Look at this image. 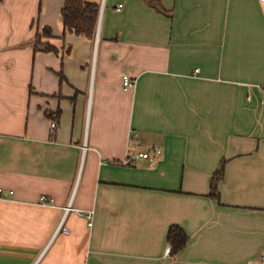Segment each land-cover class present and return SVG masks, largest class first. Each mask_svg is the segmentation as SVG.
<instances>
[{
    "label": "crops",
    "instance_id": "crops-1",
    "mask_svg": "<svg viewBox=\"0 0 264 264\" xmlns=\"http://www.w3.org/2000/svg\"><path fill=\"white\" fill-rule=\"evenodd\" d=\"M86 1L93 40L64 31L63 0H0V264H256L264 1ZM44 26L56 53L33 49ZM68 202L91 225L69 212L54 234Z\"/></svg>",
    "mask_w": 264,
    "mask_h": 264
},
{
    "label": "trees",
    "instance_id": "trees-1",
    "mask_svg": "<svg viewBox=\"0 0 264 264\" xmlns=\"http://www.w3.org/2000/svg\"><path fill=\"white\" fill-rule=\"evenodd\" d=\"M60 15L64 31L71 32L75 35H82L90 40L95 37L96 25L99 15V5L86 0H63L60 8ZM51 29L44 26L41 33L36 34L33 41L34 51L53 52L57 49L47 41H42V37H51ZM59 79L63 78L61 72L58 73ZM224 161H222L217 170L212 174L210 179L209 196L218 198L217 186L222 178ZM188 237L183 229L178 225H171L166 234V242L170 247L169 254L174 256L178 254L186 245Z\"/></svg>",
    "mask_w": 264,
    "mask_h": 264
},
{
    "label": "built area",
    "instance_id": "built-area-1",
    "mask_svg": "<svg viewBox=\"0 0 264 264\" xmlns=\"http://www.w3.org/2000/svg\"><path fill=\"white\" fill-rule=\"evenodd\" d=\"M260 1H264V0H260ZM122 84H123V87L126 88V87H130L133 85V81L130 80V78L127 76V75H123L122 76ZM264 93V91H263ZM55 126L54 123H51V127L53 128ZM153 153H159L160 152V148L159 147H152V151ZM137 157H141V158H148L149 157V153L148 152H143V153H139L137 156H134V157H128L126 159H124L122 161V163L124 165H127L129 162L131 161H134ZM51 199L47 198V197H40L39 198V203L42 204V205H47V204H51ZM69 212H75L79 215H83L86 222H87V225H91V221H92V215H93V211L90 210V211H86V212H82L78 209H74L71 207L70 205V202H68L64 207H62V216L59 220V223L56 227V230L54 232V234H57V233H60V234H63V235H67L69 234V229L68 227L66 226L65 224V217H66V214L69 213ZM170 251V247L167 246L166 247V253H169ZM256 264H264V254H261L259 255V257L257 258V261H256Z\"/></svg>",
    "mask_w": 264,
    "mask_h": 264
}]
</instances>
